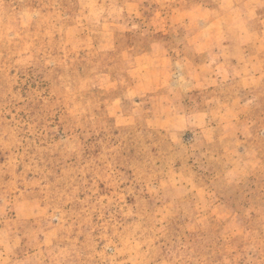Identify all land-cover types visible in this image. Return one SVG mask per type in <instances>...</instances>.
I'll return each mask as SVG.
<instances>
[{
    "label": "rangeland",
    "instance_id": "rangeland-1",
    "mask_svg": "<svg viewBox=\"0 0 264 264\" xmlns=\"http://www.w3.org/2000/svg\"><path fill=\"white\" fill-rule=\"evenodd\" d=\"M104 36L172 38L170 128ZM0 264H264V0H0Z\"/></svg>",
    "mask_w": 264,
    "mask_h": 264
},
{
    "label": "crops",
    "instance_id": "crops-1",
    "mask_svg": "<svg viewBox=\"0 0 264 264\" xmlns=\"http://www.w3.org/2000/svg\"><path fill=\"white\" fill-rule=\"evenodd\" d=\"M171 39L167 36H161L158 39L153 36L148 39V43H150L148 47L138 49L140 45L143 46L145 44L144 38L133 40V37H130L125 42L126 47L124 46L123 48L119 46L122 41L120 42L115 36L100 38L98 44L103 45V47L99 48L100 50L116 51L118 48L122 50V65L116 66L117 68L115 69L118 71L113 69L115 72V74L112 73L113 75L110 69L103 70L99 86L106 92H109V89L114 91V93L122 91L119 94L122 98L119 97L120 100L118 101L120 116H117L114 111L108 108L109 103L104 104L107 116L111 118L116 127L134 126L139 121L143 123V111H147L144 110L146 106L151 108V114L148 115L147 120L148 122L150 120L152 127L170 128L174 118L175 120L178 119L177 115L171 117L169 114L163 120L161 118V115L163 116V113L170 109V101L164 92L168 90V63H170V59L175 57V50L166 46V40L171 43ZM137 43L139 46H137ZM126 62H129V65L126 66ZM148 74L153 77H148ZM110 77L112 78V88L108 86L111 81ZM150 94H152V98L146 102V105L145 101L142 102L140 99ZM162 108L165 109L163 110Z\"/></svg>",
    "mask_w": 264,
    "mask_h": 264
}]
</instances>
